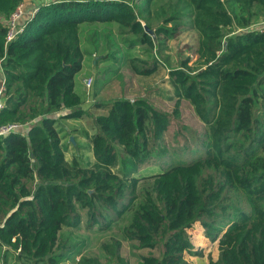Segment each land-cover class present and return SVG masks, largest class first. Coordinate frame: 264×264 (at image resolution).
I'll use <instances>...</instances> for the list:
<instances>
[{
	"label": "trees",
	"instance_id": "obj_1",
	"mask_svg": "<svg viewBox=\"0 0 264 264\" xmlns=\"http://www.w3.org/2000/svg\"><path fill=\"white\" fill-rule=\"evenodd\" d=\"M19 2L0 0L5 81L0 125L31 123L0 137V246L18 250L24 264L64 263L80 245L56 247L63 228L79 227V210L87 227L103 229L130 209L137 184L152 179L150 194L122 234L138 248H156L158 255H138L135 264H189L184 253H201L190 230L230 245L231 251L222 250L209 264H264V155L257 154L264 147V31L229 35L234 26L245 28L264 17V0H180L184 22L176 24L173 15L171 27L152 30L156 39H170L179 28L189 29L194 58L178 60L177 67L166 58L161 64L153 60L136 71L150 75L166 65L174 94L191 105L202 132L193 136L174 121L175 110L158 111L142 98L97 103L93 107L105 114L95 117L96 129L82 147L91 155L87 161L80 153L65 157L73 143L63 142L64 128L48 115H84L74 90L87 53L80 43L82 27L114 20L119 33L136 37L122 40L127 54L138 45L151 51V35L140 26V11L123 0H55L38 4L4 43L5 19ZM172 126L173 135L191 132L187 154L186 143L176 146L175 136L170 151L176 160L140 170L151 157L164 158L161 142ZM117 165L121 174L112 170ZM101 247L110 260L106 264H128L119 257L118 240ZM76 264L102 263L84 257Z\"/></svg>",
	"mask_w": 264,
	"mask_h": 264
},
{
	"label": "rangeland",
	"instance_id": "obj_2",
	"mask_svg": "<svg viewBox=\"0 0 264 264\" xmlns=\"http://www.w3.org/2000/svg\"><path fill=\"white\" fill-rule=\"evenodd\" d=\"M51 1L53 2L55 0H22V5L26 13H28L32 9H36L38 4ZM123 1L136 14L138 10L140 11L141 15L138 20L141 28L144 29L148 23L153 25L152 28H148V32H145L151 35L154 47L150 51L144 46L138 45L131 50L130 54L124 52L122 40L131 41L136 37L128 33V31L119 33L120 31L117 29L114 20L109 21L105 25H102V23L95 24L94 27L96 29L92 28V24L82 27L80 43L87 53H84L81 57V69L75 75L74 90L80 98L77 108L81 109L84 115L81 118L59 119L58 114L62 112L48 114L56 119L60 126L59 129L64 128V132L61 133V135L64 134L65 136L63 142L67 138L73 143V146H69L65 152L66 158H69V154L73 152L75 154L80 153L81 159L84 161L91 160L90 153L85 152L82 147L89 145L87 136L91 135L96 129L95 117L105 114L102 110L95 109L93 106L97 103H109L122 97L129 100H133L134 98L145 99L152 108L158 111H168L173 114L172 111L175 110V114H173L175 122L186 125L192 130L193 136L202 132V126L193 115L191 105L174 94L168 80L166 65H161L150 75H141L136 71L137 68L143 65L150 66L153 60L160 63L166 58L165 60L169 64L177 67L178 60L184 59L188 55L191 56V60L194 58L193 53L191 54L192 45H194L195 41V35L192 31L189 29L184 31L179 28L170 39H167L163 35H160L156 39L152 30L156 26L162 25L171 27L173 25V15L177 17L175 20L176 24L184 22L186 12L181 9L182 4L180 0ZM262 18L264 17H260L257 21H252L249 26L254 27ZM165 19L169 21L164 22ZM242 28L234 26L233 32L229 35H233L235 32H241L240 29ZM244 54L241 55L243 64L245 62ZM104 55L109 56L110 59L101 60L100 58ZM87 78H90L91 83L88 87H85L83 81ZM177 127H180V124ZM174 129L176 127L174 128L172 126L169 130V135L164 136V140L161 142L166 147L164 158L156 162L151 157V160L147 164L145 163V165L139 167L140 170L144 167L145 169L150 167L154 168L170 160H176L178 156L172 154L170 151V148L175 144V136L176 140H178L176 146L181 145L183 142L186 143L187 150L185 149L183 156L187 154L190 147L189 139L190 135H192L191 132L189 134L178 132V134L173 135ZM257 154L264 155V147L262 150H258ZM112 170L117 174H121V168L118 165L113 167ZM152 182V179L140 181L137 184L136 197L130 209L103 229H98L96 224L87 227L86 217L83 211L79 210L81 212L79 227L75 229L63 228L62 238L56 247L59 250L62 248V244L65 245L64 247L74 246V244L80 245L78 252L69 255L64 263L76 264L78 261H81V258L91 257L95 258L97 262L106 264L110 260L103 252L101 245L110 243L111 240H118L120 242L119 257L128 264H135L138 255H146L149 253L158 255L156 248H138L136 247V242L127 240L122 234L123 229L131 222L134 211L138 208L143 198H145L147 193L150 194ZM97 212L102 216L98 208ZM190 232L193 235L195 245L201 246V253L196 256L184 253V257L189 264H209L210 260H216L218 253L222 250L225 249L227 252L231 251L230 245L224 241L217 239L213 242H208L207 239L195 230H190ZM17 253L18 250L10 251L7 247L0 246V264H24L17 258Z\"/></svg>",
	"mask_w": 264,
	"mask_h": 264
},
{
	"label": "built area",
	"instance_id": "obj_3",
	"mask_svg": "<svg viewBox=\"0 0 264 264\" xmlns=\"http://www.w3.org/2000/svg\"><path fill=\"white\" fill-rule=\"evenodd\" d=\"M36 9H32L30 12L26 13L23 5H22V0L19 2L13 11L9 14L7 17L5 24H6V34H5V41L4 43L8 42L11 40V38L17 34L23 27L25 20L28 17H31L33 13L35 12ZM256 30L258 32H263L264 31V18L260 19L254 27L248 26L245 28L240 29V31L243 30ZM3 57L0 58V110L4 107V92H5V81H4V76L2 74V69H1V62H2ZM85 87H88L91 83L90 78H87L83 81ZM31 121H26L22 123H15V122H8L6 124H1L0 125V137L10 133V132H23V130L29 126Z\"/></svg>",
	"mask_w": 264,
	"mask_h": 264
},
{
	"label": "water",
	"instance_id": "obj_4",
	"mask_svg": "<svg viewBox=\"0 0 264 264\" xmlns=\"http://www.w3.org/2000/svg\"><path fill=\"white\" fill-rule=\"evenodd\" d=\"M144 31H147V32H148V31H149V29H148V28H146V27H144Z\"/></svg>",
	"mask_w": 264,
	"mask_h": 264
},
{
	"label": "crops",
	"instance_id": "obj_5",
	"mask_svg": "<svg viewBox=\"0 0 264 264\" xmlns=\"http://www.w3.org/2000/svg\"><path fill=\"white\" fill-rule=\"evenodd\" d=\"M239 62V61H238ZM239 65H241V64H239ZM264 91V90H263ZM259 102V101H258Z\"/></svg>",
	"mask_w": 264,
	"mask_h": 264
}]
</instances>
